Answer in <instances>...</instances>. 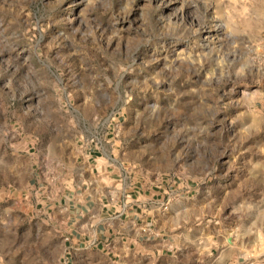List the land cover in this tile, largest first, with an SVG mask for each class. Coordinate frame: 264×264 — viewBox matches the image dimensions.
<instances>
[{"label":"rangeland","instance_id":"rangeland-1","mask_svg":"<svg viewBox=\"0 0 264 264\" xmlns=\"http://www.w3.org/2000/svg\"><path fill=\"white\" fill-rule=\"evenodd\" d=\"M91 148L264 264V0H0V264H115L54 208Z\"/></svg>","mask_w":264,"mask_h":264},{"label":"crops","instance_id":"crops-1","mask_svg":"<svg viewBox=\"0 0 264 264\" xmlns=\"http://www.w3.org/2000/svg\"><path fill=\"white\" fill-rule=\"evenodd\" d=\"M82 155L77 174L89 181L54 204L66 216L63 228L74 249L100 246L116 258L115 264L225 262L224 250L213 254L217 235L211 227L198 230L197 220L185 216L188 203L170 200L164 207L154 189L146 191L134 179L124 184L116 179L120 166L111 154L91 148Z\"/></svg>","mask_w":264,"mask_h":264}]
</instances>
